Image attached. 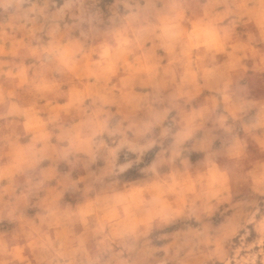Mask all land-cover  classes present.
<instances>
[{
	"label": "rangeland",
	"instance_id": "1",
	"mask_svg": "<svg viewBox=\"0 0 264 264\" xmlns=\"http://www.w3.org/2000/svg\"><path fill=\"white\" fill-rule=\"evenodd\" d=\"M0 264H264V0H0Z\"/></svg>",
	"mask_w": 264,
	"mask_h": 264
}]
</instances>
